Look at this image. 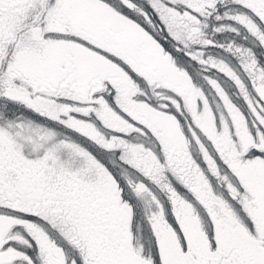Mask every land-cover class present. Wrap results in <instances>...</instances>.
I'll use <instances>...</instances> for the list:
<instances>
[{
  "label": "snow or ice",
  "instance_id": "6c2138e0",
  "mask_svg": "<svg viewBox=\"0 0 264 264\" xmlns=\"http://www.w3.org/2000/svg\"><path fill=\"white\" fill-rule=\"evenodd\" d=\"M0 264H264V0H0Z\"/></svg>",
  "mask_w": 264,
  "mask_h": 264
}]
</instances>
